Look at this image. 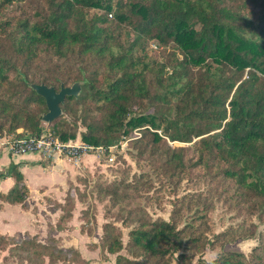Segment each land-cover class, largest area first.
Wrapping results in <instances>:
<instances>
[{
	"label": "trees",
	"instance_id": "1",
	"mask_svg": "<svg viewBox=\"0 0 264 264\" xmlns=\"http://www.w3.org/2000/svg\"><path fill=\"white\" fill-rule=\"evenodd\" d=\"M15 3L0 0L1 132L43 131L46 100L30 84L60 91L85 80L80 96L66 97L61 107L72 114L76 106L86 130L77 136V123L69 132L65 125L70 123L59 117L49 128L57 137L110 147L140 128L141 136L132 143L152 160L161 159L176 187L184 178L214 182L211 188L219 200L264 209V0H44L27 15L10 17L8 9ZM92 10L103 14L89 19ZM115 25L128 28V46ZM152 43L172 48L165 62L150 57ZM42 52L52 55L44 67L38 63L34 69ZM71 55L80 57H73L78 62L74 68L64 60ZM90 56L99 62L88 65ZM106 58L116 74L101 79L97 68ZM14 60L21 61L22 73ZM143 99L165 104L167 112L134 115ZM169 140L194 142L197 153L187 157L185 147ZM8 176L16 184L0 197L29 207V189L14 163L0 172V178ZM133 185L120 181L107 187L114 204H125L122 213L129 208L116 220L132 227L125 244L115 223L103 226L100 247L104 257L117 255L114 264H192L207 248L243 237L231 230L214 240L208 237L211 205L201 203V194L190 221H180L194 198L188 195L175 200L170 220L153 218L146 209L131 206ZM15 238L0 234V239ZM27 239L9 247L0 264H8L5 258L19 251L26 256L16 255L15 264L86 263L77 249L60 247L54 237ZM124 249L129 256L119 253ZM213 264H264V233L249 254L223 252Z\"/></svg>",
	"mask_w": 264,
	"mask_h": 264
},
{
	"label": "rangeland",
	"instance_id": "2",
	"mask_svg": "<svg viewBox=\"0 0 264 264\" xmlns=\"http://www.w3.org/2000/svg\"><path fill=\"white\" fill-rule=\"evenodd\" d=\"M44 0H16V3L8 9V16H25L33 9H36L39 5H43ZM103 14V11L92 10L88 13L87 17L90 19L96 15ZM113 19V18H112ZM117 30V35H119L120 40L126 46H128L131 41L130 36L127 35L128 28L124 29L123 25H115ZM131 34V33H130ZM132 36V35H131ZM150 57L159 59L161 63L165 62L169 57V51L171 47L167 48H158L155 47V43L151 44ZM52 53L42 52L41 58L35 60L32 63V67L35 69L36 65L40 63L41 67H44V60H47ZM73 57L80 58L78 55L72 56L70 58L64 59L67 66L71 65L73 68L78 65V62H74ZM99 58L90 56L88 65L97 64ZM19 68V72H23L24 68H20L21 61H13ZM87 69H93V67H85ZM97 69L100 70V78H113L116 72L111 69L108 65V59L102 60V65ZM250 69H247L245 77H247ZM205 69L198 71V76H201ZM39 74V72H36ZM262 75V74H260ZM263 76V75H262ZM85 82V80H83ZM86 83V82H85ZM85 85V84H84ZM83 88V87H82ZM82 108V107H81ZM168 106L165 104L159 103L156 104L148 99H143L139 104L134 107V115L140 114H161L167 112ZM77 109L74 106L73 113H65L60 118L66 123L69 122V125H65L66 129L69 132L74 131V124L78 125V135L81 131H85L86 128L80 119V116L75 115V110ZM46 113V112H45ZM44 113V114H45ZM43 129H49L51 127L50 123L42 121L41 124ZM23 130V129H22ZM24 132H28L23 130ZM164 135V133L160 130ZM5 133L4 131L0 134ZM133 134V133H132ZM140 137V136H139ZM138 137V138H139ZM164 137H166L164 135ZM123 138V137H122ZM132 139L129 141L127 146L124 149H119L116 153V160L114 163H109L102 157L98 158L91 155L87 161H82L81 165L74 168L81 167L82 170L77 171V174H74L69 178V182L66 187L63 188L64 193H58L59 191H53L55 198L42 199L41 202L37 201L35 204L34 213L38 216V219L32 218L33 225L36 228V231H39L43 237H45V231L41 230L40 222L41 218L45 217L47 211L60 208V214L56 218V227L53 224V218L49 225L48 236L57 230H67L69 235H74V232L81 231L82 233H92L90 235H97L98 240L100 241L103 235V226L105 223H115L118 229L121 231L122 240L125 244L128 242V232L132 228H125L122 225V222H118L116 217L120 215L125 209V204H114L113 200L110 198L108 185L111 183H119L120 181L132 182L134 185L129 191L128 198L130 204L136 208H143L153 217V218H164L170 220L173 211L176 209L175 200L182 198L184 195L194 196L192 198V204L190 208L183 212L181 216V225L186 221L191 220L196 209V197L199 198L201 194V203H209L211 205V211L209 212V229L207 230V235L211 240L215 239L217 234H220L226 230H231L237 235H242L243 237L238 240L225 241L224 243H219L215 249L207 248L202 256L198 255L194 258L192 264H213L217 259L218 255L227 252V251H239L245 254H249L256 246L260 244L262 239V233H264V209L259 206H252L249 208L250 204L238 202V203H227L223 200H219L217 195L214 193L213 188H211L215 183H208L207 181L198 182L196 180H191L190 178H184L179 187L174 185V182L168 177V175L163 170L162 160H152L148 154L142 153L141 148L135 146L136 143H132ZM196 140V139H195ZM121 141V140H120ZM132 143V144H131ZM172 146L178 145L179 147H185L187 157H192L197 153V149L194 148V142L192 143H179L168 141ZM85 158V157H84ZM84 160V159H83ZM80 169V168H79ZM28 182L32 188V193L30 195V202L35 203L37 199V193L35 192V187L39 183L48 182V185L53 182L61 183L63 182L65 175L53 173L52 176H46L42 172L32 173L28 176ZM208 196V198H207ZM198 200V199H197ZM60 201V202H58ZM46 203L51 204L47 211H43L42 214L39 212L43 209L42 205ZM71 209V210H70ZM72 211V212H71ZM129 211V208L122 213L125 215ZM117 215V216H116ZM255 231V233L250 238H245V235H250ZM25 235L20 236L16 234L15 239H0V261L4 260L3 257H6L9 247H12L14 243H20L19 240H24L27 237H33L32 230L28 229ZM36 236L39 238L40 234ZM46 235V236H47ZM97 237H93L94 239ZM17 239V240H16ZM51 239V238H50ZM39 240V239H38ZM25 241H31L27 239ZM62 241V239H61ZM81 241V239H80ZM59 242V241H58ZM30 242L27 247L30 246ZM60 244V243H59ZM18 246L15 249H19ZM74 248V247H71ZM6 252H4V251ZM23 252H18V254L11 253L10 258H5V261L8 259L7 263L13 262L15 264L17 257ZM124 256H129L126 249L121 252ZM26 256V253H23ZM28 255V254H27ZM116 261V254H109ZM108 257L103 259L108 261ZM110 256V257H111ZM199 257L202 259L199 262ZM20 259V257H18ZM21 260V259H20ZM23 260V259H22ZM21 260V261H22ZM115 263V262H114ZM107 264V263H106ZM177 264V262H173Z\"/></svg>",
	"mask_w": 264,
	"mask_h": 264
},
{
	"label": "crops",
	"instance_id": "3",
	"mask_svg": "<svg viewBox=\"0 0 264 264\" xmlns=\"http://www.w3.org/2000/svg\"><path fill=\"white\" fill-rule=\"evenodd\" d=\"M91 155H87L83 162L87 161ZM14 163L18 166L19 171L24 176L23 182L29 189V196H28V203L29 207H24L22 203H9L5 199L0 197V234L8 235V236H16V234L22 236L25 235L28 229L32 230V236H36L39 231H36V228L33 225L32 218L38 219V216L34 213V207L37 201L41 202L42 199L51 198L54 200L55 196L52 193L53 191L58 190V193H64L63 188L66 187L67 183L69 182V178L72 177L74 174H77V171L82 170L81 167L74 168L72 165L64 163L63 165H52L46 160H43L40 153L30 152V153H23V154H14L5 149L0 150V172L5 171L9 168V166ZM42 172L46 176H52L53 173H58L65 175L63 182L56 183L53 182L52 184L48 185V182L39 183L35 187V192L37 193V199L35 203H31L30 195L32 193V188L28 182V176L32 173ZM16 184V178L14 176H8L6 178H0V194H7L9 190ZM60 202V201H58ZM54 205V204H53ZM51 204L46 203L43 209L40 210V213L47 209ZM55 211L52 212L51 208L49 211L46 212L45 217L41 218L40 227L41 230L45 231V237L39 233V241L46 242L49 238L48 230L49 225L51 222V218H53V224L56 227V218L60 214L59 209H53ZM69 231L67 230H57L53 232L51 237L56 238L59 241V246L62 248H70L74 247L77 249L82 258L86 261L85 264H114V259L111 255H109V260L106 261L103 259V250L100 247V241L97 235H90L87 233H82L81 231L74 232V235H69ZM47 235V236H46ZM97 237V238H93ZM62 239V241H61ZM81 239V241H80ZM111 256V257H110ZM64 264V263H59ZM67 264V263H66ZM71 264H82L78 262H74Z\"/></svg>",
	"mask_w": 264,
	"mask_h": 264
},
{
	"label": "built area",
	"instance_id": "4",
	"mask_svg": "<svg viewBox=\"0 0 264 264\" xmlns=\"http://www.w3.org/2000/svg\"><path fill=\"white\" fill-rule=\"evenodd\" d=\"M141 134V129L137 128L131 136H123L118 144L105 147L90 145L77 139L64 141L49 129H43L40 134L19 129L14 133L0 134V150L5 149L14 154L40 153L43 160L56 166L66 163L78 167L84 157L92 154L98 158L102 157L109 163H114L117 151L124 149L129 141L138 138Z\"/></svg>",
	"mask_w": 264,
	"mask_h": 264
},
{
	"label": "water",
	"instance_id": "5",
	"mask_svg": "<svg viewBox=\"0 0 264 264\" xmlns=\"http://www.w3.org/2000/svg\"><path fill=\"white\" fill-rule=\"evenodd\" d=\"M84 84V81H78L69 87L62 86L60 91H57L54 86L30 84V87L46 100L48 111L43 115V121L51 123L61 117L63 114L61 104L65 102L66 97H79Z\"/></svg>",
	"mask_w": 264,
	"mask_h": 264
}]
</instances>
